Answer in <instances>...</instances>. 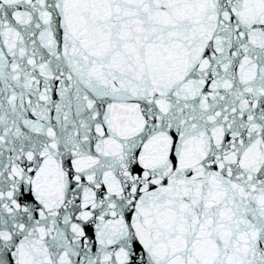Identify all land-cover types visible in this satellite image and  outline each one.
<instances>
[{"label": "snow or ice", "instance_id": "1", "mask_svg": "<svg viewBox=\"0 0 264 264\" xmlns=\"http://www.w3.org/2000/svg\"><path fill=\"white\" fill-rule=\"evenodd\" d=\"M0 264H264V0H0Z\"/></svg>", "mask_w": 264, "mask_h": 264}]
</instances>
